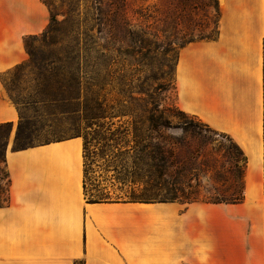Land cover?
<instances>
[{
  "label": "crops",
  "instance_id": "crops-1",
  "mask_svg": "<svg viewBox=\"0 0 264 264\" xmlns=\"http://www.w3.org/2000/svg\"><path fill=\"white\" fill-rule=\"evenodd\" d=\"M217 5L215 37L178 52L176 104L242 150V202L91 203L80 138L8 145L0 264H264V0ZM48 22L41 0H0V124L11 125L10 143L19 116L2 77Z\"/></svg>",
  "mask_w": 264,
  "mask_h": 264
},
{
  "label": "rangeland",
  "instance_id": "rangeland-1",
  "mask_svg": "<svg viewBox=\"0 0 264 264\" xmlns=\"http://www.w3.org/2000/svg\"><path fill=\"white\" fill-rule=\"evenodd\" d=\"M107 1L45 0L49 7L48 12L58 23L53 25L55 32H49L44 37L41 34L46 32L45 28L41 34L26 40L27 60L25 63L29 61L28 53L33 55L34 60H40L47 54L67 51L76 38L80 44L82 41H87V45L93 49L100 63L101 61L112 63L106 70L98 67L97 72L100 77L96 82L102 87L100 101H104V115L120 116L105 119L103 122L127 125L130 120L128 116H124V113L133 110L138 116H161L168 120L172 127L177 125L180 118L196 123V118L182 112L176 104L174 70L179 50L175 46H170L168 52H164V49L167 48L168 42L180 37L183 33L190 37L198 34L205 37L212 34V22L216 19V14L210 6L207 8H202V6L203 4L209 5L213 0ZM108 3H113V5H108ZM98 9L102 11L109 9L112 15L117 13L115 20L120 27V33L97 34L94 24ZM76 23L78 25H74ZM125 24L129 27V31L135 32L134 38L142 40L143 43L137 45L138 50L134 54H131L128 49L125 51V47L118 52L117 45H110L109 52L104 54L101 41L108 37L113 39L114 36H116L115 40H122L127 30ZM111 39L109 38V41ZM91 41H94L93 45L89 44ZM32 73H35L33 69L26 68L16 75L18 79H15L13 73L4 74L2 82L5 90L8 89L6 90L8 97L9 95L17 99L25 97L30 92L36 78ZM23 114L32 116L30 111H23ZM83 115L84 113L81 112L78 124L72 122L71 117L67 115L62 119V123L39 129L31 145L35 147L43 143L76 138V125L83 134L86 126L82 120ZM95 130V127H91V130L86 129L89 133L87 139L90 142L85 150L83 139L77 137L82 140L85 200L87 202H107L139 198L143 187L132 179L131 153L127 152L129 145H132L129 142L131 131L128 136L126 134L113 135V140L110 141L113 129L111 132L100 131L99 133ZM166 135L169 139H175L180 137L181 133L177 130H169ZM0 142L3 143V139ZM11 142L8 139L5 155L8 145L13 149V140ZM228 146L229 143L225 138L205 133L202 129L201 135L188 146L176 150L174 155L176 162L186 161L183 172L186 173V181L192 179L195 183L196 180L202 186L203 191L196 196V201H208V197H211L210 194H213L211 192L215 188H220L222 192L219 193L224 197L231 194L233 185L235 191H240L239 176L229 168L231 164H234L239 167V170L242 169V161L235 152L233 156L228 154ZM0 152L3 153L2 148ZM2 158L3 155L0 156V205H4L7 200L6 168L1 162ZM166 197L162 194L151 198L160 200ZM180 202L185 204L183 199Z\"/></svg>",
  "mask_w": 264,
  "mask_h": 264
},
{
  "label": "trees",
  "instance_id": "trees-1",
  "mask_svg": "<svg viewBox=\"0 0 264 264\" xmlns=\"http://www.w3.org/2000/svg\"><path fill=\"white\" fill-rule=\"evenodd\" d=\"M45 7L49 10V7L45 0H41ZM106 2H108L106 0ZM113 5V3H108ZM211 7L212 11L216 14V19L212 22V34L210 36H203L198 34L195 37L183 33L180 37L172 39L168 42L167 48L164 52H168L170 46H175L180 50L185 45L205 39H213L217 33L218 22V5L217 0H213L209 5L203 4L202 8ZM50 14V13H49ZM117 14V13H116ZM115 14V15H116ZM115 15H112L108 10H99L96 15L94 26L97 28V34H111L112 32L120 33V27L115 20ZM141 18V17H140ZM58 22L50 14L49 24L46 27V32L41 35L45 37V34L49 32H55L53 25ZM74 25H78L77 23ZM137 26V25H135ZM133 26V28H135ZM127 28L126 34L122 37V40H115L116 36L108 37L104 41H101L102 51L104 54L109 52L110 45H117V51L120 52L122 47L129 50L131 54L136 53L138 50L137 45L142 44L143 41L137 38L134 31H129ZM139 27V26H138ZM137 27V28H138ZM75 28V27H73ZM44 34V35H43ZM127 36V37H126ZM28 37L24 39V47L27 53L26 40L33 38ZM109 38L112 40L109 41ZM115 40V41H113ZM87 41H82L80 44L78 38L73 40V45L65 52H57L55 54H47L40 60H34L33 55L28 53L29 61L15 66L7 73H13L15 79H18L16 75L21 73L24 69H33L36 76L33 86L30 92L25 97L17 99L9 95L10 100L18 111V124L13 139V150L19 151L30 147L35 134L39 129L50 126L52 124L62 123V119L65 116H70L71 121L78 124L81 117V112L84 113L82 120L85 122L83 134L80 133L79 127L76 125L77 130L76 137L83 139V149L88 146V136L86 129L91 127L96 128V132L108 131L111 132L109 140H113V135L126 134L128 136L131 131L132 145H129L127 152L131 153V176L136 182H138L143 188L139 194V198H131L129 201L123 202H137V203H154V202H180L181 199L185 200V204L197 203L196 196L199 192L203 191L202 186L198 182L193 183L194 180L190 179L186 181V161L176 162L175 152L178 149H182L188 146L195 138L201 135L203 129L205 133L218 135L226 139L229 143L228 154L232 155L234 152L240 156L242 161V169L234 164L230 166L229 170H232L234 174L239 176L240 191H235V186L231 194L228 197H224L219 192L220 188L213 189V194L208 197V201H199V203L209 204H238L243 200V188H244V171L247 163V159L242 150L233 142V140L227 135L211 129L206 124L196 119V123L187 121L184 118H180L179 122L175 126H170L169 121L163 119L161 116L154 117L153 115H136L133 110L128 113H124V116H128L129 120L127 125H116L115 123H105V119L118 118L120 115L106 116L104 115L105 109L103 106L104 101H100L102 87L96 82L98 75V67L106 70L112 63H101L95 56V52L91 47L87 45ZM94 44V41L89 43ZM114 48V47H113ZM112 48V49H113ZM107 57V55H105ZM177 61V59H176ZM176 65V64H175ZM6 73V74H7ZM66 77V78H65ZM8 91V89H6ZM80 92H83L80 94ZM23 111L32 112V116H25ZM180 113V112H179ZM184 120V121H183ZM119 123V121L117 122ZM131 126V129L130 126ZM106 126H108L106 128ZM169 130H177L181 133L180 137L175 139H169L166 132ZM11 132L10 124H0V141L3 139V143L0 142V148L3 149V153L0 152V156L3 158L1 162L5 168V149ZM86 132V133H84ZM141 133V134H140ZM62 141V140H58ZM57 142V141H56ZM48 144V143H43ZM42 145V144H40ZM127 146V145H126ZM234 160V159H233ZM235 162V160H234ZM242 170V171H241ZM239 174V175H238ZM5 187L8 194L9 179L5 170ZM165 194L167 197L158 200V195ZM8 199V197H7ZM7 200L5 201V203ZM103 201H92L91 203H98ZM74 264H83L82 261L74 262Z\"/></svg>",
  "mask_w": 264,
  "mask_h": 264
}]
</instances>
